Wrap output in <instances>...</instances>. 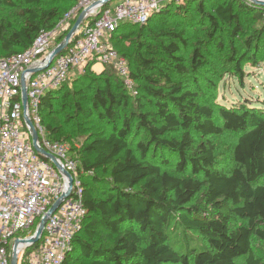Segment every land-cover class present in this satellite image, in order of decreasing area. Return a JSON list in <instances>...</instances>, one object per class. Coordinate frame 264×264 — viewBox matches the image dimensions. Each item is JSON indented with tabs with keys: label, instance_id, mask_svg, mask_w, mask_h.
Instances as JSON below:
<instances>
[{
	"label": "trees",
	"instance_id": "1",
	"mask_svg": "<svg viewBox=\"0 0 264 264\" xmlns=\"http://www.w3.org/2000/svg\"><path fill=\"white\" fill-rule=\"evenodd\" d=\"M56 1L68 6L38 11L30 6L42 0H21L27 4L22 9L15 0H0V7L17 8L23 19L18 27L0 19V56L29 48L79 0ZM191 6L210 27L186 58V31L170 33L167 24ZM236 7L262 24L245 41L248 53L242 56L252 62L260 59L264 43V7L248 0L220 1L212 13L205 11L204 0H178L145 25L120 23L112 44L126 58L137 94L112 65L101 73L89 66L74 80L81 86L82 80L99 77L90 102L106 125L83 143L81 160L62 127L48 120L58 108L80 113L84 88L65 84L42 97L47 135L69 145L84 185L87 215L64 264H237L241 258L244 264H264L252 245L253 237L264 240V104L206 101L198 79L194 87L184 79L207 65L203 44L224 46L217 33L225 25L234 26L233 36L242 30ZM159 21L162 27L155 25ZM140 36H150L154 44ZM231 51L228 65L235 63L239 71L225 72L241 77L238 49ZM222 134L236 141L219 157L212 137ZM99 172L105 176L100 194L84 179L88 174L100 181Z\"/></svg>",
	"mask_w": 264,
	"mask_h": 264
},
{
	"label": "built area",
	"instance_id": "2",
	"mask_svg": "<svg viewBox=\"0 0 264 264\" xmlns=\"http://www.w3.org/2000/svg\"><path fill=\"white\" fill-rule=\"evenodd\" d=\"M113 2L79 0L53 28L42 30L29 48L0 56V264H11L14 252L17 264H64L87 215L78 160L67 143L48 137L40 115L42 97L70 84L89 66L100 73L95 68L98 64L102 70L112 65L136 95L129 64L114 48L112 32L123 22L145 25L154 13L178 0ZM81 15L83 21L67 47L50 61ZM35 68L40 70L33 72ZM25 114L38 133V145L53 154L61 168L36 150ZM65 171L72 178L70 196L48 217L38 241L33 242L42 219L69 191Z\"/></svg>",
	"mask_w": 264,
	"mask_h": 264
},
{
	"label": "rangeland",
	"instance_id": "3",
	"mask_svg": "<svg viewBox=\"0 0 264 264\" xmlns=\"http://www.w3.org/2000/svg\"><path fill=\"white\" fill-rule=\"evenodd\" d=\"M121 0H114L113 5H116ZM223 0H204L205 11L212 13L215 5ZM17 8L27 7V4L21 2V0H15ZM68 6V1H56V0H42L40 5H31L38 11L44 9H49L52 7H59L64 10ZM13 7H0V19L6 24L18 27L23 19L19 14V10ZM236 12L238 13V22L241 24V31L235 36L231 34L234 26L225 25L218 33L217 37L224 44L223 47L211 46L203 44V53L207 58V65L194 73L193 76H186L187 83H191L194 87L195 79H198V83L203 98L206 101L212 102V100L218 101L224 105L232 106L239 102L250 101L249 103L254 106H259L264 104V43L260 41L261 55L260 59H254L252 62H246V55L244 53L247 50L246 39L252 35L253 28L255 26H261V22L255 21V19L245 11L240 10L236 7ZM172 12V15H175ZM158 27L161 26V22L155 24ZM168 27H170V33L173 31H179L184 29L186 31V36L188 39V45L183 49V55L188 58L192 53L191 47L195 43L204 39V35L210 24L208 21L203 20L199 15L198 11L191 6L188 11H182L181 15H177L175 18H170L168 22ZM165 28V27H164ZM168 33V31H167ZM154 33L152 34V39ZM140 38L146 39L149 43L154 44L150 36L147 38L140 36ZM123 42L127 45L130 42L126 39ZM235 46L238 49L237 58L240 59V69H242L241 77L226 74V69L231 71L235 70V63L228 65V57L232 55V47ZM228 55V56H227ZM227 56V58H226ZM191 60V59H190ZM105 70V69H104ZM102 70L101 72H103ZM100 72V73H101ZM99 77L92 76L81 81V86L76 83L71 82L69 86L73 88L83 87L85 90L84 102L82 104L81 112L71 111L68 112L63 109H56L53 114H51V119L48 120L53 125L62 127L64 133L68 136L69 144L74 147V152L78 160L84 157L82 153L83 143L90 138L94 133H98L106 128L105 121L98 115V112L93 109V105L90 102V97H92V88L99 84ZM114 85H116L115 79H113ZM139 82V81H138ZM74 83V84H73ZM215 144L218 146L219 157H224L227 154L228 149L234 144L236 138L229 134H222L212 137ZM80 162V161H79ZM229 165H226L228 167ZM85 174L84 179L94 187V191L100 194V189L104 185V174L99 172L100 181H93L92 177H87ZM264 229V224L262 225ZM252 245L254 252L257 256L264 258V240L257 237H253ZM244 258L238 260L237 264H244Z\"/></svg>",
	"mask_w": 264,
	"mask_h": 264
},
{
	"label": "water",
	"instance_id": "4",
	"mask_svg": "<svg viewBox=\"0 0 264 264\" xmlns=\"http://www.w3.org/2000/svg\"><path fill=\"white\" fill-rule=\"evenodd\" d=\"M250 2L254 3L255 5H258V6H262L264 7V0H250ZM83 18L84 16L81 15L78 20L76 21L74 27L72 28V30L67 34L66 38H65V41L63 43H61L58 47H56L54 49V51L52 52V55L50 57V61L56 56L58 55L59 53H61L68 45L69 43V40L70 38L72 37L73 33L77 30V28L79 27V25L82 23L83 21ZM40 70V68H35L33 69L32 71L33 72H36ZM22 87H23V90H22V93H23V103H24V108L26 110L27 108V100H28V96H27V88H26V84H25V79L23 78L22 79ZM25 119L26 121L28 122V124L31 126L32 128V131H33V134H32V138H33V142H34V146L36 148V150L46 156L47 158H49L50 160H52L59 168H61V165L57 162L55 156L49 152H47L44 148H41L39 145H38V133L32 123V121L30 120V118L25 114ZM65 174L69 177L70 179V183H69V191L67 193H64L62 195V197L60 199H58L55 204L51 207V209L49 210V212L45 215V217L42 219L41 221V224L38 228V233H37V236L33 239V242H36L38 241L40 235L42 234L43 232V229H44V225L48 219V217L50 215H52L56 210L57 208L59 207V205L63 202V200L67 197L70 196V192H71V188H72V178L70 176V174L65 171ZM11 264H17V255H16V252L13 253V256H12V261H11Z\"/></svg>",
	"mask_w": 264,
	"mask_h": 264
},
{
	"label": "crops",
	"instance_id": "5",
	"mask_svg": "<svg viewBox=\"0 0 264 264\" xmlns=\"http://www.w3.org/2000/svg\"><path fill=\"white\" fill-rule=\"evenodd\" d=\"M95 68H96L98 71H99V70L102 71L103 66L98 64V65L95 66Z\"/></svg>",
	"mask_w": 264,
	"mask_h": 264
}]
</instances>
